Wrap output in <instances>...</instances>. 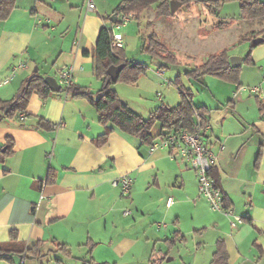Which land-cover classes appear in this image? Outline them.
Wrapping results in <instances>:
<instances>
[{
	"label": "crops",
	"instance_id": "1",
	"mask_svg": "<svg viewBox=\"0 0 264 264\" xmlns=\"http://www.w3.org/2000/svg\"><path fill=\"white\" fill-rule=\"evenodd\" d=\"M121 2L96 0V8L89 10L85 0H16L10 16L0 20V99L14 97L36 71L58 78L65 67L73 68L74 84L101 89L93 51L103 26L118 30L122 14L115 10ZM189 2L203 4L208 14L224 21L235 17L242 31L264 29V23L253 27L259 20L241 16L240 0L223 1L213 8L215 14L206 0ZM114 33L125 41L123 32ZM208 51H216L215 41ZM250 59L244 56L242 65L247 61L263 82L264 48H254ZM241 66L239 90L245 81ZM263 91L264 84L257 102ZM240 93L229 99L228 108L193 98L196 106H204L206 139L218 154L212 175L226 205L246 221L236 228L200 196L197 172L187 158H172L166 148L149 153L150 144L111 123L106 142L99 143L106 125L86 98L63 91L45 98L32 94L25 112L0 121V243L15 230L25 249L42 240L44 247L41 256L13 254V262L0 259V264H89L86 253L97 262L140 264L142 249L152 253L160 235L189 246L186 252L192 256L186 264H210L219 240L229 264H264V116L258 103L259 114L247 119ZM230 113L238 115L240 129L233 127ZM40 119L47 125L37 127ZM227 119L231 129L223 124ZM59 122L65 125L54 128ZM151 133L154 140L162 135L161 122ZM122 174L133 178L128 195L112 184ZM185 204L191 205V225L180 214ZM162 222L167 227L159 229L156 223Z\"/></svg>",
	"mask_w": 264,
	"mask_h": 264
},
{
	"label": "rangeland",
	"instance_id": "2",
	"mask_svg": "<svg viewBox=\"0 0 264 264\" xmlns=\"http://www.w3.org/2000/svg\"><path fill=\"white\" fill-rule=\"evenodd\" d=\"M206 9L203 4L187 2L179 5L174 13L160 14L156 6L153 5L137 13L138 19L133 18L127 24L116 27L118 30L115 29L114 32L121 31L125 34L123 49L126 57L145 64L146 70L136 83L119 80L111 87L117 91L122 100L128 102L144 118H148L151 112L162 103L170 106L179 104L182 97L181 90L192 93V98L197 103L205 102L210 107L219 104L221 108H228L229 99L235 93L241 92L240 96L245 99L241 102L244 116L250 119L253 115L259 114L258 102L255 98L258 93L251 92L250 89L262 83V76L252 72L247 61L241 66V69L245 70V81L241 85L244 89L242 90H239L238 82H231L214 74L207 73L197 78L190 77L187 73L188 70L206 61L209 55L220 52L225 47L229 48L230 56H246L254 48H264V42L252 47L253 40L250 37L258 31H242L244 27L239 21H235V17H232L230 22L228 21L226 27L217 28L216 24L222 19L218 15L208 14ZM223 15L221 14L220 17L223 18ZM263 23L264 19H259V22L252 26L257 27ZM243 25H247L246 21L243 22ZM151 33H156L164 41L167 51L174 54L176 61L152 56L147 49L148 44H146V39ZM212 41L216 43V51L209 52L208 49L211 47ZM35 66L32 67L34 70ZM101 85L103 87V81ZM63 92L67 93L66 90ZM262 94L264 95V91ZM229 119L233 121L234 128L240 129V124H236L237 114L234 116L230 113ZM219 123L214 122L215 126L221 127V123ZM223 124L226 128L231 129L232 125L228 123V119L227 121L223 120ZM180 214L184 224L187 222L191 225L190 219L193 215L191 205H182ZM229 218L232 217L229 216ZM165 237L166 235H160V241H156V247L153 248L152 253L151 250L149 253L143 247L139 248L138 256H140L139 251L143 248V259L140 264H186L185 262L190 260L192 254L186 252L189 249L186 243L171 244L164 240ZM189 239V245H191V237ZM86 254L87 257L91 256V254ZM150 255L151 260L147 261L148 259L145 258ZM130 256L125 258H130ZM169 257L172 259L168 260Z\"/></svg>",
	"mask_w": 264,
	"mask_h": 264
},
{
	"label": "trees",
	"instance_id": "3",
	"mask_svg": "<svg viewBox=\"0 0 264 264\" xmlns=\"http://www.w3.org/2000/svg\"><path fill=\"white\" fill-rule=\"evenodd\" d=\"M16 0H0V20L6 19L10 16L15 7ZM184 4L191 0H180ZM225 0H206L210 8V12L215 14L214 7H219ZM155 5L160 14H170V0H122L117 6L115 12L120 15L135 14V19H138L137 13L142 12L144 9ZM240 14L243 18L254 22L264 18V1L261 0H240ZM234 20V19H232ZM230 22V21H229ZM228 25V21H219L216 24L217 28H224ZM258 36L264 38V29L252 34L250 39ZM113 35L110 26H103L99 32L98 40L94 48L95 62L94 73L98 79L103 81V87L97 92H93L87 86L72 85L67 90L61 87V92L66 90L73 97L86 98L92 103L99 115L100 122L106 125V130L102 133L98 141L99 143L106 142L109 133L113 130L112 126H117L123 131L135 134L140 137L141 142L144 144H152L154 139L152 137V127L156 122L162 124V135L172 130H194L197 127H206L208 122L205 120L204 106H196L193 102L192 93L181 90V101L175 106L162 103L155 110H153L148 118H144L136 112L128 102L122 100L117 91L112 88V81L107 69L111 65L124 64L120 72L119 80H124L131 83H136L142 73L145 72V64L136 62L129 59L125 55L123 47L118 48L117 52L113 51L112 47ZM148 44L147 49L152 56L162 57L167 60L176 61L174 54L167 51L166 44L162 41L156 33H151L146 39ZM264 42V41H263ZM256 46L252 44V47ZM146 47V46H145ZM251 50L245 56V60H251ZM190 77H201L207 73L217 75L223 79L231 82L239 83V67H232L230 64L229 48L225 47L220 52L212 53L206 61L201 65L196 66L187 71ZM45 75L39 71L34 72L30 77L24 80L18 92L14 97L7 100L0 99V121L7 118L17 117L21 112H25L32 94L37 93L41 97H48L53 93L51 88L44 81ZM116 81V82H117ZM260 111L264 116V100L258 99ZM198 115L199 121L196 119ZM47 122L40 119L36 124L37 127L45 126ZM8 151V149H7ZM52 173L50 172L51 176ZM213 176V175H212ZM214 178V177H213ZM216 184L219 186L218 181L214 178ZM225 198V196H224ZM173 244L174 240L170 239ZM44 247V241H38L30 248L25 249L18 239V234L14 230L11 233L10 240L0 243V259H5L13 262V254L24 253L25 258H31L40 255ZM92 249V248H91ZM90 249V253H91ZM229 255L224 246L223 240L218 241V247L213 254V259L210 264H229ZM89 264H117L116 262H97L93 259L92 255L88 259Z\"/></svg>",
	"mask_w": 264,
	"mask_h": 264
},
{
	"label": "built area",
	"instance_id": "4",
	"mask_svg": "<svg viewBox=\"0 0 264 264\" xmlns=\"http://www.w3.org/2000/svg\"><path fill=\"white\" fill-rule=\"evenodd\" d=\"M86 5L89 10H94L96 8V0H85ZM135 17L134 13L130 15L122 14L120 20L116 24L117 27L127 24ZM44 19H39L38 23H42ZM49 22L50 19H46ZM113 51L117 52L118 48L123 47V36L121 34H115L112 31ZM23 65V64H22ZM72 67H65L60 71L59 77L57 78L61 87L68 89L74 85V79L72 74ZM161 72V71H160ZM264 84V72H263V82L257 86L250 89L251 92L260 93L262 86ZM264 100V98H263ZM197 121L198 115H196ZM64 122H59L53 124L54 128L64 126ZM206 127H197L190 131L187 129L172 130L166 134L161 135L153 141L149 147V153H153L159 148H166L170 150V155L172 158L184 157L187 158L190 165L196 170L199 181V194L201 197L206 199L214 211H219L225 215L231 216V226L237 227L238 224L244 222V218L234 214L232 209L225 203L224 193L220 186H218L212 176V170L214 165L218 160V154L213 147L208 144L206 139ZM220 149H224V144H221ZM112 184L119 187L123 195H128L131 192L133 185V178L129 174H122L118 178L114 179ZM172 199H170L171 202ZM126 211L125 214H128ZM159 229L166 228L167 224H157Z\"/></svg>",
	"mask_w": 264,
	"mask_h": 264
},
{
	"label": "water",
	"instance_id": "5",
	"mask_svg": "<svg viewBox=\"0 0 264 264\" xmlns=\"http://www.w3.org/2000/svg\"><path fill=\"white\" fill-rule=\"evenodd\" d=\"M183 2L180 0H170V8H171V13H174L176 8L179 5H182ZM117 19V14H114V16L111 18L112 21L116 22ZM264 41V38L262 36H258L253 39V44L259 45L261 42ZM244 60V56H230V64L232 67H239L242 65ZM124 67V64H119V65H111L107 69V73L109 74L110 78L112 81H117L120 75V72L122 71ZM37 68H35V71ZM45 83L49 85L51 90L53 92H60L61 91V85L58 82L57 78L52 75H46L44 77ZM172 257L168 258V260H171Z\"/></svg>",
	"mask_w": 264,
	"mask_h": 264
}]
</instances>
